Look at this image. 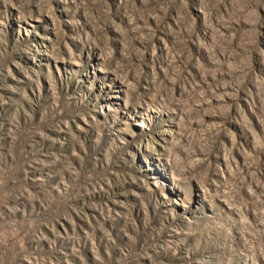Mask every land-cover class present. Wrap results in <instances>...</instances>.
Listing matches in <instances>:
<instances>
[{
	"label": "rangeland",
	"instance_id": "374dc122",
	"mask_svg": "<svg viewBox=\"0 0 264 264\" xmlns=\"http://www.w3.org/2000/svg\"><path fill=\"white\" fill-rule=\"evenodd\" d=\"M0 264H264V0H0Z\"/></svg>",
	"mask_w": 264,
	"mask_h": 264
}]
</instances>
